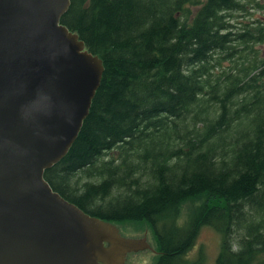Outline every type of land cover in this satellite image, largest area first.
<instances>
[{"label": "trees", "instance_id": "1", "mask_svg": "<svg viewBox=\"0 0 264 264\" xmlns=\"http://www.w3.org/2000/svg\"><path fill=\"white\" fill-rule=\"evenodd\" d=\"M260 0H71L76 30L104 72L51 187L105 221L140 216L164 254L187 257L201 229L217 264H264V19ZM192 204L186 219L182 208Z\"/></svg>", "mask_w": 264, "mask_h": 264}, {"label": "water", "instance_id": "2", "mask_svg": "<svg viewBox=\"0 0 264 264\" xmlns=\"http://www.w3.org/2000/svg\"><path fill=\"white\" fill-rule=\"evenodd\" d=\"M70 2L0 0V264H155L164 250L140 216H92L44 176L78 137L104 72L61 23Z\"/></svg>", "mask_w": 264, "mask_h": 264}, {"label": "rangeland", "instance_id": "3", "mask_svg": "<svg viewBox=\"0 0 264 264\" xmlns=\"http://www.w3.org/2000/svg\"><path fill=\"white\" fill-rule=\"evenodd\" d=\"M260 2L264 4V0H260ZM246 5L247 9L245 11L236 12V16L231 21L236 28H240V26H243L245 23H250L257 18L261 20L264 19V9L257 8L255 2H246ZM261 48L264 49V46H261ZM191 206L192 204L190 203L183 206L180 221L183 222L186 219ZM146 224L154 232L152 227L148 223ZM220 245L221 235L212 227L204 226L187 257L191 260H195L202 254L206 264H217L216 260L220 251Z\"/></svg>", "mask_w": 264, "mask_h": 264}]
</instances>
